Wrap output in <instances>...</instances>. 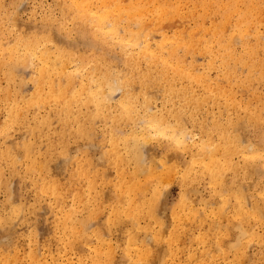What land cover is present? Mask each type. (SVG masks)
Here are the masks:
<instances>
[{
    "label": "bare ground",
    "instance_id": "6f19581e",
    "mask_svg": "<svg viewBox=\"0 0 264 264\" xmlns=\"http://www.w3.org/2000/svg\"><path fill=\"white\" fill-rule=\"evenodd\" d=\"M56 1L62 5L60 10L66 22H72L79 29L74 40L65 39L62 35L69 30L63 24L54 23L51 19L46 20L49 25L33 27L32 31L24 33L17 29V23L12 19L0 18V75L4 73L7 82L11 81L13 73H23L22 67L18 64L20 61L26 60L29 56L33 60L30 63L33 69L30 74L32 85L29 90L25 84H20L21 93L13 92L9 85L1 87V95L8 103V109L0 122L2 125L0 135L3 132L10 133L14 126L19 129L20 143L17 147L24 151V156L31 164L24 173L29 174L33 169L42 170L45 167L59 175L73 163L77 151L89 156L94 149L101 148L108 141L110 149L115 152L113 163L119 168L120 180L117 186L122 188V195L127 196L126 200L120 193H115L118 203L114 208L115 217L120 223L127 218H134L137 220L136 224L142 226L141 220H138L140 218L158 220L163 217L165 209L162 206L159 184L168 181L171 174L178 171L177 166L180 162L177 159L182 150L189 149L190 159L193 158L191 164L193 171L189 166H182L179 172L181 185L185 188L180 208L182 211L188 210L189 215L180 216L177 209L172 212L173 217L184 226L188 224L190 218L200 221L204 213L225 218L224 206L230 196H236L233 218L229 221L227 229L229 239L227 241L221 239L215 252L225 247L238 248L246 235L244 225L247 221L260 220L264 216V196H262V208H258L256 201H246L247 186H250L252 176L255 174L252 166L257 162L264 165L262 150L264 136L262 142L256 144L246 139L242 133H231L224 126L221 115L209 113L208 108L206 119L195 125L199 137L195 138L194 132L188 130L185 120L187 109L192 110L194 114L201 113L204 107H200L209 100L215 104L224 101L239 108L246 106L232 94L235 86L237 89L249 88L250 98L261 96L253 86L255 80L264 83V0H191L201 8L200 15L203 18L211 14L212 25L202 26L201 36L196 37L188 27L176 30L171 35L162 33L159 36L160 42L155 40L153 34L144 31L141 19L135 20L134 17L149 14L154 20H158L161 14L168 16L178 14L177 11L164 13V8L175 0H166V3L159 4L152 11L141 7L145 5V0H131L128 7H122L121 0H101L100 8L99 4L95 8H99L98 10L91 8L94 0ZM156 3L157 1L155 5ZM2 5L3 2L0 0L1 9ZM2 12L4 15L8 14L4 6ZM124 18H128V21L123 23ZM10 23L11 25H7ZM52 27L56 31L52 30ZM253 27H255L254 31ZM229 28H231L230 33H227ZM106 49H119L121 60H109L103 52ZM196 54L208 55L210 58L202 73L195 72L194 63H186L188 55L194 58ZM231 64H238L239 68L242 66L246 74L240 76ZM219 72L222 77L215 79L214 76ZM154 77L165 81L172 99L182 98L190 108L187 106L175 108L172 105L170 109H161L158 112L154 103L152 104L158 95L153 94L154 91L150 89ZM195 85L201 88L202 94L195 91ZM45 92L49 99L60 107L58 117L60 125L52 129L53 134L48 131L56 120L52 118L51 110L45 106ZM116 93L118 98H115ZM29 95H31L29 103L32 102L37 107L45 106L43 115L37 116L34 113L29 116L27 111L30 108L21 104L22 99ZM262 106L249 111L248 115L255 125L264 124L262 114L264 103ZM83 107L84 112L81 111ZM247 107L250 105L248 104ZM140 110L144 117L139 118L137 123L134 122L128 128L118 129L119 122L133 120V112ZM102 114H105L110 127L99 136H93L91 133L93 125ZM170 117L175 118V123L169 120ZM238 124L239 122L231 121L234 129ZM69 137H73L74 147L68 145ZM41 138H45V144L40 146V150L43 148L46 151H53L59 147L62 154L48 163L40 161L39 155L34 151L35 145L40 143ZM162 139L170 142L162 145V149L167 151L166 155L172 156L162 160L164 171L158 173L155 165L157 151L151 142L156 140L160 143ZM5 142L9 144L6 149L2 144L0 145L2 149L0 158H10L15 163L17 156L10 149L16 143L15 139L9 138ZM101 153V157L104 158V152ZM238 154L241 157L240 162L231 161L232 156ZM172 159L175 161L170 164ZM87 160L90 167L103 162H100L99 158L97 159L99 162L93 158ZM129 161L135 163V169L127 179L121 165ZM167 162L170 165L167 166ZM225 170L231 172L234 179L239 178V181L236 180L234 183L235 195L232 188L226 185L223 176ZM12 172L15 173L16 169L13 168ZM143 173L145 175L141 180L139 176ZM85 174L89 179V188L98 193L100 190L96 186L98 185L96 177L84 170V166L81 165L79 176ZM202 175L208 176L209 183L216 188L212 200L200 198V204L205 210L196 208L195 201L190 198L191 193H194L193 185ZM57 184L60 183L43 177L35 184L37 195L47 194L60 200ZM12 185L13 183L5 179L0 180V191L7 192L6 204H14L7 218L0 217V248L3 249L14 246L17 231L13 222L22 218L21 207L15 204L20 191L16 185ZM78 191L80 192L79 188L73 193L71 200L73 205L67 207L63 204L57 211L52 212V216H62L55 220L59 225H64V220L72 222L71 233L75 237L78 234L81 236L83 232L78 230V225L83 228L88 224L85 219L77 223L73 222L79 214L77 203L79 207L86 208L91 201L90 197ZM105 195L104 193L100 197L103 198ZM217 196L223 203L215 208L211 207L219 203L220 198ZM93 199L95 203L97 197L94 196ZM48 211L49 209L45 211L42 208L33 211L38 236L43 237L46 230L41 224L38 226L37 218L46 215ZM210 221L207 233L201 234L203 240L208 239L209 233L214 230V219ZM94 224L98 227V244H100L104 240L100 237H103L108 230L107 225L96 222ZM152 226L150 222H145L143 225L144 238L141 244L150 242L148 237ZM139 233L140 231L131 230L127 235L130 244H133L132 249L136 250L135 258L121 259L118 264L162 262L165 255L163 246L142 248L137 244ZM154 237L157 238V235L155 234ZM170 239L177 240V232H173ZM221 245L225 246L221 247ZM107 248H109L108 252L103 256L97 255L92 261L93 264H107V261L113 259L110 258L111 244ZM237 256L238 254H235V258L230 260L225 258L223 264H229V261L231 264H238ZM41 260L43 261L40 263L35 261V263L48 262L47 258ZM65 264L73 263L67 259ZM81 264L86 262L81 261ZM165 264H213V262H205L203 258H185L183 262L181 258H171Z\"/></svg>",
    "mask_w": 264,
    "mask_h": 264
},
{
    "label": "rangeland",
    "instance_id": "374dc122",
    "mask_svg": "<svg viewBox=\"0 0 264 264\" xmlns=\"http://www.w3.org/2000/svg\"><path fill=\"white\" fill-rule=\"evenodd\" d=\"M101 0H94L91 8L98 10L100 8ZM131 0H121L122 7H128ZM157 1L156 5L155 2ZM196 1V0H195ZM195 1L191 0H175L173 3L167 5L164 8V13L168 14L170 11L174 13L177 11L178 14L164 15L161 14V17L158 20H154L151 15L146 14L144 16L136 15L134 19H141L144 25V31L151 33L155 36V40L160 42L162 33L171 35L174 31L190 28L193 31L195 37L201 36L202 32L200 28L202 26L210 27L212 25L211 14L203 18L201 14V8L194 4ZM5 10L8 12L7 15H4L2 9L0 8V18L7 17V19H12L14 23H17V29L27 33L32 31L35 27H42L47 23V19H51L54 23H61L64 27L69 30L68 33H63V37L67 40H74L77 37L78 27L75 26L72 22H66L63 14L61 13L62 5H59L56 0H2ZM142 2V1H141ZM166 0H145V5H141L143 8L149 10H154L159 4L166 3ZM99 4V8H96V5ZM140 6V5H139ZM161 13V10H159ZM51 14V15H49ZM115 16V13H114ZM128 18H124L123 23L127 22ZM7 25H11L7 24ZM49 25V24H48ZM34 27V28H33ZM52 30H55L52 27ZM231 28L227 30V33H230ZM255 27H253V31ZM56 31V30H55ZM106 53V56L109 60L118 61L121 60V54L119 49H110L103 50ZM208 55L196 54L194 58L191 55H188L186 58V63H194L195 72L202 73L209 61ZM31 56L26 60L20 61L19 66L22 67L23 73H13V80L8 81L4 76V73L0 75V122L4 119V113L6 112L8 103L2 98L1 87L9 85V88L13 92L21 93L20 84H25L27 90L30 89L32 82L30 80V74L33 67L30 66L32 62ZM231 66L237 69L240 76L246 74L243 71V67L239 68V65L231 64ZM74 69V66H73ZM217 74L214 76L215 79L221 78L222 76ZM235 80V79H234ZM241 80V79H239ZM152 83V85H151ZM151 90L153 94L158 95L157 98L152 102L154 103L155 109L160 112L161 109H170L173 105L175 108L181 106H187L185 101L182 98L175 97L171 98L170 92L167 89L165 81L157 78H152L151 80ZM257 88V90H256ZM195 91L199 94H202L201 88L195 85ZM253 89L260 93L261 96L257 95L253 98L249 97V88H239L232 91V94L235 95L238 101H243V105L246 106L237 107L234 104H227L224 101L219 104H215L212 101H206L200 108H203V111L198 114H194L192 110L187 109L186 111V120L185 125L189 131L194 132L195 138L199 137L197 134L198 131L195 127L196 124H200L201 120L206 119V115L209 109V113L214 115H221L222 122L224 126L228 128L231 133H242L246 139L252 141L256 144L262 142V137L264 136V124L255 125L252 121V118L249 117L250 109L262 108L264 103V83L254 81ZM46 97L45 106L48 110H51L52 118L56 120V123L50 127L48 133L53 134L52 129L58 125L59 122V109L60 107L51 99H49L48 94H44ZM31 95L22 99L21 104L26 105L30 109L29 116L32 114H37V116L43 115L45 109L37 107L34 103L30 102ZM117 97V93L115 94ZM172 99V101H169ZM151 104V105H152ZM250 107H247V105ZM206 105V106H205ZM188 107V106H187ZM78 108V107H77ZM190 108V107H188ZM85 111V108L81 110ZM264 118V110L262 111ZM133 120L129 122L121 121L117 124L118 129H125L137 123L139 118L144 117L142 110L133 112ZM100 119L96 120L91 133L93 136H99L104 130L110 127L109 122L106 120L105 114L98 116ZM210 118L212 115L209 116ZM173 123H175V118L170 117ZM231 121L239 122L236 129L231 125ZM147 126L149 127L148 122ZM2 125H0V128ZM72 127V125H71ZM74 128V127H72ZM19 129L14 126L11 128V132H3L0 136V145L2 144L6 149L9 144L7 141L9 138L15 139V144L10 147L11 150L15 152L17 160L15 163L12 162L10 158H0V180L5 179L11 183L12 186H17L19 188V196L15 200V204L20 205L22 218L15 220L14 227L17 231L16 240L12 248L3 249L0 248V264H36L43 261L41 259L47 258L48 263L44 264H65L66 260L69 259L74 264H81V261L86 262V264H93V259L97 256H103L108 252L109 248L107 246L111 244V256L113 258L107 261V264H118L121 259L124 258H135L136 250H133V244H130L127 239V235L131 230L140 231L137 244L142 248L146 247H158L163 246L165 255L164 259L160 264H165L166 261H169L171 258H181L182 262L185 258H203L205 262H213V264H223L225 258H235V254H238V264H264V216L258 219H250L247 221L245 226L246 235L243 237L241 244L238 248L229 249L225 247L220 249L219 252H215L217 249L218 242L223 240H228L227 229L229 221L233 218V204H235L237 197L230 196L228 202L224 206L226 208L225 213L226 217L213 215L209 213H204L200 221H195L192 218L189 219L188 224L184 226L179 220H176L173 217V211L179 209L180 216L189 215L188 210H181L180 205L183 202L182 195L185 188L181 185V167L189 166L191 169L192 159H190V150H182L177 161L180 164L177 166L178 171H175L171 174V177L168 181H164L159 184V190L161 191L162 206L164 207V215L158 220L140 218L142 226L136 224V219L127 218L123 223L115 217L114 208L118 205L117 198L115 193H120L122 195V188L117 186L120 180L119 168H117L113 163V157L115 155L114 150L110 149L109 142L107 141L104 146L97 147L93 150L91 155H85L80 151H77L73 163L68 165V169L56 175L55 173L50 172L47 168L43 167L42 170L33 169L29 174H25L27 168L31 167L30 160L24 156V151L17 147L20 140L18 139ZM197 136V137H196ZM162 142L156 140L152 141V146L157 151V156L155 157L156 168L158 173L164 171L162 165L163 159H168L172 155L167 154V151L162 149V145L170 144L166 139H162ZM58 142V141H56ZM6 144V145H4ZM45 144V138L40 139V143L35 145L34 153L39 155V160L45 163L55 160L57 156L61 155V149L58 147L53 151H46L45 149L39 148L41 145ZM68 145L74 147L73 137L68 138ZM195 148V146H194ZM193 148V154H194ZM121 149L123 147L121 146ZM264 151V147L262 148ZM0 151L2 149L0 148ZM104 152V158L101 157V152ZM164 151V152H162ZM108 152V153H107ZM107 153V154H106ZM97 156V157H96ZM95 159L101 160L102 164H94L92 167L88 165V160ZM104 159V160H103ZM240 155L232 156L231 161L240 162ZM98 161V160H97ZM175 161L172 159L169 163ZM197 161V160H196ZM99 162V161H98ZM167 162V166L170 165ZM81 165L84 166V170L89 171L91 175L95 176L98 182L96 186L99 188V192L95 193V190L89 188L88 178L86 174L79 176L81 171ZM125 170V177L128 179L129 174L134 171L135 163L133 161L126 162L121 165ZM252 166V165H251ZM196 165L194 166V168ZM15 168L16 172L13 173L12 169ZM252 169L255 170V174L252 176L250 186H247L246 192V201H256L258 208L263 207V188H264V165L261 163H255L252 166ZM192 170V169H191ZM193 171V170H192ZM145 173L141 174L139 178L142 180ZM170 175V174H169ZM223 176L226 180V185L232 188V191L235 195V184L236 180L239 181V178L234 179L232 173L225 170ZM45 178L47 180H55L59 182L57 184L59 187V199H55L51 195L40 193L37 195L38 190L35 187V184L38 180ZM247 185V184H245ZM194 193H191V200L195 201L196 208L199 210H205L204 206L200 204V198H211L216 188L209 183V177L202 175L200 180L197 181L194 185ZM80 189L79 193H83L84 196L90 197L91 201L88 203V207H79L77 203V209L79 214L73 219L74 223H77L79 220H86L87 226L81 228L78 225V230L83 232L81 236L78 234L75 236L72 235V222L69 220H64V225H59L56 218H61L62 216H52L53 211H57L63 204H66L67 207L73 205V193L76 190ZM74 190V191H73ZM185 192V191H184ZM7 192L5 190L0 191V217L7 218L10 214V208L14 206L6 204ZM106 194L103 198L100 195ZM90 194V195H89ZM98 194V195H97ZM96 196L97 200L94 203L93 197ZM123 196V195H122ZM150 195L148 194L147 197ZM127 200V196H123ZM214 197V196H213ZM212 197V198H213ZM218 197V196H217ZM133 198V197H132ZM212 198L210 200H212ZM220 198V197H218ZM72 203V204H71ZM223 203L222 199L217 205H212L211 207L220 206ZM42 208L43 210H48V213L41 218H37L38 226L41 224L45 228L44 236H38L37 227L34 219L33 211L35 209ZM23 211V213H22ZM50 212V213H49ZM214 219L215 227L212 232L209 233V238L203 240L201 234L207 233L210 220ZM99 224H106L107 231L101 239H104L103 242L98 244V227L95 226V222ZM145 222H150L153 226L149 231L148 243L141 244V241L144 238V229L143 225ZM164 225V226H163ZM173 232H177L178 239L171 240L170 235ZM155 234L157 238H155ZM225 245H221L223 247ZM18 251V255L16 252ZM184 258V259H183ZM199 260V259H197ZM127 264H132L128 262ZM143 264V263H142ZM145 264H151L146 262ZM229 264L231 262L229 261Z\"/></svg>",
    "mask_w": 264,
    "mask_h": 264
}]
</instances>
